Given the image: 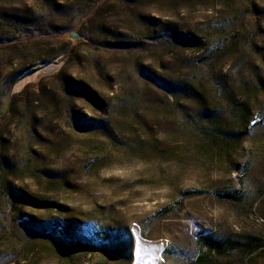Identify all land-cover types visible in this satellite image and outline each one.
Instances as JSON below:
<instances>
[{
    "label": "rangeland",
    "instance_id": "1",
    "mask_svg": "<svg viewBox=\"0 0 264 264\" xmlns=\"http://www.w3.org/2000/svg\"><path fill=\"white\" fill-rule=\"evenodd\" d=\"M0 264H264V0H0Z\"/></svg>",
    "mask_w": 264,
    "mask_h": 264
},
{
    "label": "trees",
    "instance_id": "2",
    "mask_svg": "<svg viewBox=\"0 0 264 264\" xmlns=\"http://www.w3.org/2000/svg\"><path fill=\"white\" fill-rule=\"evenodd\" d=\"M258 239H255L254 241H247L245 244H240V243H237V247H241V249H244V248H249V249H256L258 248V243L256 242ZM203 244V247H206L208 248L209 250H215L217 251V253H220V252H226V249H227V246L228 245H225L223 243H221L220 241H214V242H211L210 241L208 243H202Z\"/></svg>",
    "mask_w": 264,
    "mask_h": 264
},
{
    "label": "water",
    "instance_id": "3",
    "mask_svg": "<svg viewBox=\"0 0 264 264\" xmlns=\"http://www.w3.org/2000/svg\"><path fill=\"white\" fill-rule=\"evenodd\" d=\"M71 36L76 37V38L79 37L77 33H73V34H71Z\"/></svg>",
    "mask_w": 264,
    "mask_h": 264
}]
</instances>
